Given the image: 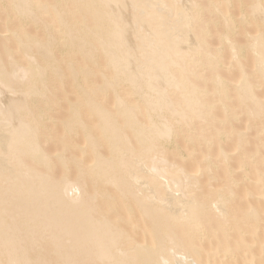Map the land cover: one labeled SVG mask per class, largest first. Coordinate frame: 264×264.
<instances>
[{"label":"bare ground","instance_id":"obj_1","mask_svg":"<svg viewBox=\"0 0 264 264\" xmlns=\"http://www.w3.org/2000/svg\"><path fill=\"white\" fill-rule=\"evenodd\" d=\"M55 1L12 0L19 17L41 22L34 10L48 16L45 29L57 35L48 33L43 41L22 26L13 32L26 64L12 58L9 69L0 57V264H264V211L250 202L242 205L235 190L246 178L252 181L246 173L251 163L242 150V175L235 177L221 146L218 167L229 170L224 169L225 185L213 186L218 163L209 149L215 137L227 132L211 128L215 114L206 100L209 89L193 80L200 67L213 70L222 62L208 48L210 24L199 19L206 8L216 14L214 24L223 21L222 42L240 61L245 46L231 39L237 23L231 0H211L208 7L197 0L70 1L75 7L69 9L91 14L87 20L65 9L68 0L60 1L66 4L63 12ZM249 8L242 10L240 22L264 23L261 0ZM261 27L248 36L246 46L256 58L252 74L238 62L242 75L236 93L246 109L254 108L249 117L261 114V101L249 82L251 75L264 82ZM57 44L84 59L77 64L73 57L66 60L76 100L68 99L64 141L56 147L65 171L55 178L56 149L52 153L42 145L55 134L42 135V130L56 102L45 77L63 76L53 61ZM97 54L108 72L91 83L94 70L88 63ZM210 83L219 88L226 82L217 72ZM223 86L213 93L220 100L230 94ZM236 116L227 115L230 121ZM208 126L211 134H204ZM233 132L243 147L242 133ZM179 133L193 146L190 152L173 141ZM196 146L208 150L197 153ZM198 157L205 164L194 168L182 162ZM202 188L208 190L198 195ZM258 188L248 187L245 194L262 196L264 186Z\"/></svg>","mask_w":264,"mask_h":264},{"label":"rangeland","instance_id":"obj_2","mask_svg":"<svg viewBox=\"0 0 264 264\" xmlns=\"http://www.w3.org/2000/svg\"><path fill=\"white\" fill-rule=\"evenodd\" d=\"M50 1L56 2L55 0H50ZM57 1L60 2L61 0H57ZM62 1L65 2L66 0H62ZM68 1H69V4L65 2L66 4H68L65 8L67 10L69 9V7L72 4V2L70 4V1H73V0H68ZM197 1L200 5L208 7L207 5L210 3L211 0H197ZM214 1L217 2L220 0H214ZM252 1L253 0H231V4L229 6V10L233 14V17H234L235 21L237 22L234 24L235 26L232 25V26H234L233 28H235V30L233 28L231 29V31H232L231 39L235 44H242L243 46H245L243 51L241 52V55L239 58L240 61L238 60V62H242V66L250 74H252V72H253L252 70L254 69V66L256 63L255 62L256 58L246 48L247 42L250 40L248 36L249 35H252V36L256 35L260 25L262 26L261 28L264 29L263 28L264 23H262V22L261 23L255 22V21H252L249 23L248 22H243V23L240 22V16H241L242 10L249 12L250 11L249 6L252 3ZM261 3L264 6V0H261ZM57 4H60L59 6L61 7L62 12H63L65 10L63 8V6L65 7L66 4L63 3L64 4L63 6L61 5L62 4L61 2L57 3ZM73 5H74V3L72 4V7H75V5L74 6ZM10 6H11V8H10ZM73 9H75V8H73ZM73 9L70 8L69 10L73 11ZM207 9H209V8L204 9L205 11L202 10L204 12L201 13V15L199 16V19H200V22L205 21L204 23H206L207 25L210 24V26H211L210 32L206 36L207 42L209 44L208 48L210 51H212L216 55H218L222 59L221 60L222 62H221V64L216 66L217 67L216 69H213V70L205 69V68L202 69L203 67H200L199 69L196 70L197 73H195L193 80L195 79L194 80L195 82L198 81L197 84L199 83V85L201 84L202 86H204L202 88L207 87L209 89V90L205 89V90H208V92H209V94H208L209 98L207 95L206 100L212 104L211 107L213 109V113L215 114V118H212L209 121L213 125V127H211V126L206 127V132L204 134H206V133L208 134V132H209V134H211L210 133V131H212L211 128H213V131H214V128H215L214 126L220 128L222 130V132H227L226 134H223L221 136L222 138H220V139H217L218 136H217V138L215 137L216 140L215 139L213 140V145L211 144V147L209 149L210 152L212 151V156H213L214 162L216 164L218 163L216 166L217 173H216V171H214V174H216V175H214V178H213L214 180H212V184L214 183L213 186L216 188V186L221 187L222 185H225V183H226V181H225L226 179L224 177L225 176V170L224 169H226V168H223V167L219 168L218 167L221 165V163H219V162H221L220 161L221 157H219V148L221 146H223L225 148V150L228 152V155L230 156V165H229L230 168L229 169L231 170V172L234 174L235 177L242 175V169H241L242 156L241 155L244 154V157L247 156L246 158H247V161H249V164L251 163V165L248 166L246 173L248 176H250L252 178V181H249V178H246V182H241V184L239 186H237V188H235V190H237L236 192L240 193L242 196L241 200H239L238 202H240V201L243 202L242 205H244V206L247 203L248 204L251 203L254 205L256 204V206H259L261 211H264V194L262 196H251V197L247 196L245 194L248 187L252 188V189L257 188V190H258L259 189L258 187L264 186V183H263L264 180L263 181L259 180V176L264 171V131H262V129L264 128V82H258V79L253 75H251V77L249 78V82L252 83V85L254 87L255 95L257 97H259V100L261 101V103H260L261 106L259 105V108L261 110L259 109V111H258L261 114L258 116V113H257L256 116L249 117V114H248L249 109L252 111L254 108L252 109V106L250 105L249 109L247 108L248 109L247 110L246 109L247 106H244L240 102L239 96L236 93L238 85H240V77L242 75V72L240 69L241 67L238 66V65H240V63L236 62V60L234 59V57L232 55V51L228 47V45L226 46V44H224L222 42L221 35L224 31H226V26L223 24V21L222 22L220 21V22L214 24L213 18L216 17L215 16L216 14H214V15L211 14ZM67 10H65V11H67ZM77 10L83 11L82 8L80 10L77 8L74 10V12L75 11L78 12ZM34 11H36L37 12V13L35 12L36 15L41 18V22H40V20L34 22L31 18L29 19V18L19 17L17 15L13 5H12V0H0V57H1V59L3 57L4 62L7 63L6 67L7 68L9 67V69L11 66V62H13V61L18 62V63L21 62L23 64H26V62H27V60L23 56V53L18 48V37L16 36V34H14V32H13L14 30L18 31V30L24 28V31L26 33L30 34L29 36L41 39L43 41H45L47 39V37L49 36L48 35L49 32H47L45 28H46V26L49 25V23H51L50 22L51 20L48 19L49 18L48 16L42 15L41 12H39L37 10H34ZM76 12L74 13V15L78 18L83 17V15L85 14L84 11H83V13L80 11L81 14L78 12L79 14L77 16ZM72 13L73 12H69L68 15H70ZM87 13H89V12H87ZM87 13L85 14L86 20H87V17H86ZM72 16H73V14H72ZM91 18H92V16L88 17V20H89L88 24L89 23L92 24L93 20L91 21ZM47 22H49V23H47ZM257 23L260 25L258 26ZM243 24H245V25H243ZM22 26H23V28H22ZM49 34L51 36H55V37L57 35L56 32H53V30ZM56 46H57L56 48L55 47L53 48V54H52L54 56V57L53 56L52 57L54 59L56 58V61L55 60H53V61L56 63V65L58 67L61 68V69L59 68V71H61V75H63L65 78H63V76L61 78V76H59L58 74H55V73H51V74H49V77H48V75H46V77H45L47 83H49V87L51 88L49 90L50 92L48 94L52 98L53 101H56V102L52 103L51 109L49 111L50 117H49V119L46 120V123H45V127H47V128H43V130H42V133H43L42 135H44V133H47V132H52L53 135L55 134L52 139L50 138L49 140H47L48 142L45 140L42 144L44 149L46 151H49V152L54 151V149H56V147H58L59 145H61V148H62V143L64 141V140H62V139H64V136L62 134L65 132V131L63 132V130H64L63 124H64V121L66 120V118H69V116H67V114H69L68 113L69 112V110H68L69 109V100L70 99L76 100V96H74V93H76L74 90L75 84L73 82V79H70L71 78V74H70L71 72H70V68H68L69 65L67 64V62L70 61L72 57H73L72 59H74L72 61L76 62V63L74 62L75 64H77L78 62L79 63L83 62V59H84L83 55L81 53L72 54L66 47H63L61 45L58 46V44ZM220 49H221V51H219ZM8 52L9 53L11 52L10 53L11 55ZM67 52H69V54L70 53L71 54L69 55ZM77 54H78V56L79 55L80 56L78 57ZM8 55H9V57H8ZM36 55H37V57H39L38 54H36ZM12 58H13V61H12ZM102 58L103 57L100 54H97L95 59L88 63V65H89L88 69L89 70L91 69L92 71L94 70L93 72L95 73V75H94V73H92L89 77V80L91 81V83L100 81V79H101L100 75H101L102 71L108 72V70L107 71L102 70L105 67V64H104L105 61ZM3 60H2V62H3ZM38 60H42L41 57H39ZM57 60H59V61L57 62ZM66 60H67V62H66ZM59 64H62V65H59ZM217 72H219L222 75V77L224 78V82H226V83H224L225 87L223 85L222 86L224 87V89L226 88V90L228 88L229 89L228 92H230L229 96L224 98L223 100H220L219 97H217V96L214 97V95H213V93L215 94L216 91L223 90L222 86L219 88H214L213 85L210 83L211 77L213 75H215ZM55 76H57V77H55ZM62 79L63 80L65 79V81H63ZM68 80H69V82H68ZM61 81H62V83H64V85L61 83ZM207 82H208V84H207ZM66 96H67V98H66ZM109 99H108V101H110ZM222 101L227 106V113L221 104ZM39 104L40 105L42 104V106L44 107L43 103L40 102ZM39 104H38V106L42 107ZM229 112H230V114L231 113L236 114L237 115L236 118L233 117V118H231V121H230L227 117ZM200 126H201V124L198 126L199 128H196V129H199V131H200ZM234 130L239 132V133H242L244 142L242 143L241 146H243V147H241V148H240L238 139L236 137L237 134H234L236 132H233ZM214 132H213L214 135L215 134L219 135L217 132L216 133H214ZM232 134H234L236 136H234V135L232 136ZM60 135H62L63 138H61L62 136H60ZM184 138H185V134L179 133V136L177 137V139L173 140V141H175V142L177 141V143L184 146V150L186 149V152H188V151L190 152L193 149V146L192 145L190 146L187 142H185ZM76 139H78V138H76ZM173 144L170 146V148L175 145V144L174 145ZM261 144L263 147L261 146ZM257 147L258 148L261 147V148L259 149L260 151H258V153L256 154L255 152L257 150ZM61 148H60V150H61ZM57 149L54 151V153L52 152L53 153L52 157H53V159H55L52 161H54V164H55L56 163L55 161L57 160V163L59 165V166L54 165L52 170L53 171L55 169L56 170L54 172L51 171L52 177L54 174L55 178H57L58 175L59 176L62 175L63 172L65 171V168L58 162L56 151H59V150H57ZM171 149L173 150L174 147H172ZM196 149H197V153H200L203 150H208L206 147H202V146H196ZM240 149H241V151H240ZM172 150H171V152H172L171 154L169 152V155L171 158L174 157ZM242 150H244L245 153L241 154V152H243ZM67 153L65 155H67V156L71 155V152L69 153V151H68ZM58 154H59V152H58ZM239 154H241V155H239ZM248 157L250 159L255 158V161L254 160L250 161V159ZM188 158L185 159V160H188L187 162L185 160L182 161V162H184V164L186 166L189 165L190 167H193L191 165H194V168H195L196 166L205 164V160L202 158L198 157V158H195L193 160H190ZM189 166H187V167H189ZM69 167H71L73 169V172H74L75 166L73 167V164L70 163ZM229 169H226V170H229ZM201 177L203 178V176H200V178ZM247 183H248V185H247ZM205 187L206 186H204V188ZM204 188H202V190L201 189L197 190V192H198L197 194L199 195V194H201V192L206 191V189L208 187L206 189H204ZM199 191H200V193H199ZM248 204L246 206H249ZM263 226H264V223H263ZM33 245L31 246L32 249L34 247H37V244L36 245L33 244Z\"/></svg>","mask_w":264,"mask_h":264}]
</instances>
